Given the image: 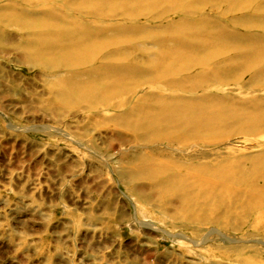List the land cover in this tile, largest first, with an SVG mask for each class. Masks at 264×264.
<instances>
[{
	"label": "rangeland",
	"instance_id": "1",
	"mask_svg": "<svg viewBox=\"0 0 264 264\" xmlns=\"http://www.w3.org/2000/svg\"><path fill=\"white\" fill-rule=\"evenodd\" d=\"M70 31L94 75L24 61ZM0 35V264H264V0H0Z\"/></svg>",
	"mask_w": 264,
	"mask_h": 264
},
{
	"label": "bare ground",
	"instance_id": "2",
	"mask_svg": "<svg viewBox=\"0 0 264 264\" xmlns=\"http://www.w3.org/2000/svg\"><path fill=\"white\" fill-rule=\"evenodd\" d=\"M150 4L154 3L156 0H147ZM68 2V1H67ZM225 2V1H224ZM69 3V2H68ZM157 3V2H156ZM169 5V4H168ZM138 10V9H137ZM108 17V16H107ZM37 20V19H36ZM38 25V24H37ZM65 30V29H63ZM88 31V30H87ZM60 40L54 41L52 38H47V40H41L39 39L34 47V52L27 53L24 61L33 66H39L41 68H45L44 70L51 69V70H63L65 69L67 71V74L69 76L73 75H86V77L94 75V58H93V45L89 43L85 37L81 36V38H77L73 32H63L60 34ZM1 36V35H0ZM92 36V35H91ZM83 37V38H82ZM44 38V37H43ZM218 38V37H216ZM194 40L197 39L196 37L193 38ZM205 42L204 46H196V45H189L186 43H182L180 41H176L174 43V46L172 48H160V52L155 60V62L152 64V69L157 73V76L159 78H164L167 75L172 74H179L183 73V71L191 70L192 68L196 67L199 69L204 68L208 62H210L213 59H217L216 54L211 52L212 46L214 43H216L215 37L205 35L204 36ZM69 41L71 42L68 45H64L63 47H58V43L61 41ZM203 45V44H202ZM25 47V46H24ZM42 47H46L47 49L51 50L53 54H56L57 58H50L45 54H42L43 52ZM104 48V47H103ZM221 49V48H220ZM219 49V50H220ZM223 49V48H222ZM201 51L203 54V58L199 60H190L188 56L190 54H195ZM216 50V49H215ZM217 51V50H216ZM262 52V51H261ZM98 56V55H97ZM216 57V58H215ZM260 59V58H259ZM257 63H252L249 67L255 68L257 67ZM122 73L124 70H115V73ZM264 71L255 70L256 74H261ZM119 73V75H120ZM254 73V74H255ZM118 75V74H117ZM255 76V75H254ZM80 77L76 78L78 80H75V86H77L80 83H87V81H81L79 79ZM217 80V79H216ZM168 81V80H167ZM120 83V82H119ZM167 83V82H166ZM65 84V83H64ZM111 84V83H110ZM113 84V83H112ZM205 84V83H204ZM73 86V90H76L77 87ZM86 88L90 89L89 85H83ZM66 87V86H65ZM67 88V87H66ZM91 93L89 95H86L84 97L80 98V101L89 102L92 99V88ZM67 93V92H66ZM65 93V94H66ZM79 99V98H78ZM57 101L59 103H65L68 102L66 97L59 96L57 98ZM73 103V100H72ZM214 113V112H213ZM218 113V112H217ZM192 114V113H191ZM190 114V115H191ZM210 114V113H209ZM212 115V113H211ZM142 116V115H141ZM140 117V116H139ZM138 117V118H139ZM145 117V116H144ZM143 117V118H144ZM189 117V116H188ZM191 117V116H190ZM154 118V117H153ZM155 119V118H154ZM157 119V118H156ZM159 119V118H158ZM249 119V118H248ZM138 120V119H137ZM250 120V119H249ZM160 121V120H159ZM210 122H207L206 124L199 122V125L208 126L209 124H213L215 121L217 122V118L212 117ZM148 122V120H147ZM251 128L255 125L256 121L251 119ZM131 123V122H130ZM139 123V122H138ZM149 123V122H148ZM163 123V122H162ZM132 124V123H131ZM152 124V123H151ZM150 125V124H149ZM139 126V125H138ZM137 126V127H138ZM152 126V125H151ZM154 126V125H153ZM147 127V126H146ZM150 127V126H149ZM161 127V126H160ZM136 128V127H135ZM139 128V127H138ZM141 128V127H140ZM153 128V127H152ZM151 128V129H152ZM157 128V127H156ZM143 129V128H142ZM148 129V128H147ZM155 130V129H154ZM153 131V130H152ZM142 132V131H141ZM149 134V133H148ZM153 135V134H152ZM143 138H141L142 140ZM154 142V141H152ZM153 160V159H152ZM260 161V159H259ZM162 162V161H161ZM155 164V163H154ZM262 164V163H261ZM253 169V168H252ZM157 170V169H156ZM256 170V169H255ZM259 171V170H258ZM256 170V172H258ZM221 175V174H220ZM258 176V175H256ZM202 177V176H201ZM189 178V177H188ZM255 178V177H254ZM258 178V177H257ZM254 180V179H253ZM237 181V179L235 180ZM233 182V181H232ZM214 182H211V184ZM200 185V184H199ZM244 185V184H243ZM254 185V184H253ZM252 185V186H253ZM240 186V185H239ZM238 186V187H239ZM215 187V185H214ZM257 187V186H256ZM249 188V187H248ZM253 189V188H252ZM206 190V189H205ZM243 190V189H242ZM247 190V189H246ZM190 195V194H189ZM244 196V193H243ZM242 196V197H243ZM251 196V195H250ZM219 198V197H218ZM254 198V197H253ZM226 199V198H225Z\"/></svg>",
	"mask_w": 264,
	"mask_h": 264
}]
</instances>
